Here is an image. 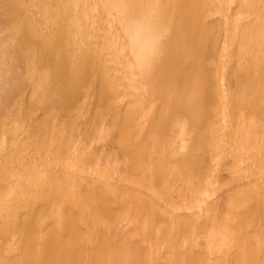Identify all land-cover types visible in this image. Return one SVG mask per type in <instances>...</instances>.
Returning <instances> with one entry per match:
<instances>
[{
  "label": "bare ground",
  "instance_id": "6f19581e",
  "mask_svg": "<svg viewBox=\"0 0 264 264\" xmlns=\"http://www.w3.org/2000/svg\"><path fill=\"white\" fill-rule=\"evenodd\" d=\"M252 210L264 0H0V264H264Z\"/></svg>",
  "mask_w": 264,
  "mask_h": 264
},
{
  "label": "rangeland",
  "instance_id": "374dc122",
  "mask_svg": "<svg viewBox=\"0 0 264 264\" xmlns=\"http://www.w3.org/2000/svg\"><path fill=\"white\" fill-rule=\"evenodd\" d=\"M108 151H112L111 149H109L108 148ZM235 175H236V173H231V174H228L224 179H223V181L221 180L220 182V184L222 185V183H225L224 181H230V180H232V179H234L235 178ZM222 193V191H217L216 193H215V195L216 196H214L213 198V202H219V201H221V202H219V203H225L226 202V200H227V196H225L224 194L223 195H220ZM246 193V195H248V193L247 192H245ZM217 195H219L218 197H220V198H218L217 197ZM242 197H244V195H243V193H241L240 194ZM217 201H216V200ZM220 199V200H219ZM207 203V202H206ZM223 205V204H222ZM245 212V216H242V217H240L239 219H242L243 221H245L244 223L245 224H247L248 223V225H247V229L248 228H250V227H248V226H251V229H250V231H251V233L253 232L254 234H256L255 232H254V228H259V227H263L264 228V213L262 212V210H260V211H243L242 213H244ZM122 213V212H121ZM231 214H233V213H231ZM244 215V214H243ZM194 214L193 215H190L186 220V224L189 222V221H192V220H194ZM247 220H246V219ZM248 221V222H247ZM189 228V227H188ZM254 229V230H253ZM248 231H249V229H248ZM256 231V230H255ZM258 232H260L261 234V238H262V241L264 240V233L263 232H261V231H259L258 230ZM128 236V238H130V243L132 244V245H140V241L138 240L137 242H136V240H137V237H138V231H137V229H131L128 233H127V235L125 236V237H127ZM124 237V238H125ZM131 246V245H130ZM196 246H198V248H202L201 247V245H195L194 247H196ZM140 250V249H139ZM176 250H178V249H176ZM141 251V250H140ZM155 251V250H154ZM201 253H203V254H201V255H204V252L201 250Z\"/></svg>",
  "mask_w": 264,
  "mask_h": 264
}]
</instances>
